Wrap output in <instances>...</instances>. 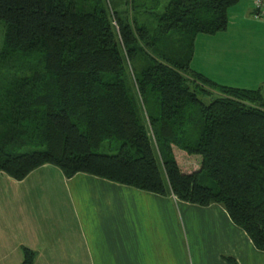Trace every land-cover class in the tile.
<instances>
[{
    "label": "trees",
    "instance_id": "1",
    "mask_svg": "<svg viewBox=\"0 0 264 264\" xmlns=\"http://www.w3.org/2000/svg\"><path fill=\"white\" fill-rule=\"evenodd\" d=\"M242 1L0 0V173L51 165L219 204L264 251V90L191 67Z\"/></svg>",
    "mask_w": 264,
    "mask_h": 264
},
{
    "label": "crops",
    "instance_id": "2",
    "mask_svg": "<svg viewBox=\"0 0 264 264\" xmlns=\"http://www.w3.org/2000/svg\"><path fill=\"white\" fill-rule=\"evenodd\" d=\"M252 6L244 0L231 8L225 33ZM220 36L225 42L229 35ZM225 45L231 61L235 47L229 39ZM196 50L195 43L192 64ZM256 75L264 82V68ZM173 238L181 250L171 252ZM23 247L38 253L35 264H264V251L219 204L203 207L83 173L67 179L51 165L22 181L0 173V264H21Z\"/></svg>",
    "mask_w": 264,
    "mask_h": 264
},
{
    "label": "rangeland",
    "instance_id": "3",
    "mask_svg": "<svg viewBox=\"0 0 264 264\" xmlns=\"http://www.w3.org/2000/svg\"><path fill=\"white\" fill-rule=\"evenodd\" d=\"M230 25L227 33L224 32L217 37L210 35L197 37V57L192 64L194 70L200 68L203 74L220 84L264 90V82L259 81L256 75L258 67L264 68V18L255 19L248 14L245 20L232 19ZM239 27L242 29L239 30ZM220 35H229V43L235 47L231 53L233 55L231 61L226 59L225 43L228 39L226 38L224 42ZM3 40L4 23L0 22V51ZM48 180L50 183H55L51 177ZM89 202L92 203L91 198ZM72 211L75 212L74 209ZM175 232L173 231V236ZM179 235L180 233L177 232V238ZM171 246L173 248L171 252L181 250L174 238Z\"/></svg>",
    "mask_w": 264,
    "mask_h": 264
},
{
    "label": "built area",
    "instance_id": "4",
    "mask_svg": "<svg viewBox=\"0 0 264 264\" xmlns=\"http://www.w3.org/2000/svg\"><path fill=\"white\" fill-rule=\"evenodd\" d=\"M254 5L257 9L264 10V0H254ZM259 16V15H258ZM257 16V17H258Z\"/></svg>",
    "mask_w": 264,
    "mask_h": 264
}]
</instances>
